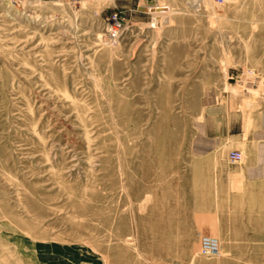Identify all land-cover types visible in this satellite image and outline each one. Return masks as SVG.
<instances>
[{
  "label": "rangeland",
  "instance_id": "1",
  "mask_svg": "<svg viewBox=\"0 0 264 264\" xmlns=\"http://www.w3.org/2000/svg\"><path fill=\"white\" fill-rule=\"evenodd\" d=\"M150 2L0 0V264H264V0Z\"/></svg>",
  "mask_w": 264,
  "mask_h": 264
},
{
  "label": "built area",
  "instance_id": "2",
  "mask_svg": "<svg viewBox=\"0 0 264 264\" xmlns=\"http://www.w3.org/2000/svg\"><path fill=\"white\" fill-rule=\"evenodd\" d=\"M217 4H226L228 0H213ZM129 21L123 15V12L116 11L112 13L107 19L106 33L113 39H119L123 36L128 27ZM233 161H239L242 159L241 153L234 151L231 153ZM201 251L204 255L215 256L220 253L219 240L213 236H206L201 239Z\"/></svg>",
  "mask_w": 264,
  "mask_h": 264
},
{
  "label": "crops",
  "instance_id": "3",
  "mask_svg": "<svg viewBox=\"0 0 264 264\" xmlns=\"http://www.w3.org/2000/svg\"><path fill=\"white\" fill-rule=\"evenodd\" d=\"M119 1V4H118V6H123V5H126V4H130L131 2H134V1H136V3L138 2V7L140 6H147V7H151V5H152V3L150 2V0H149V2H148V0H118ZM151 4V5H150ZM156 6H157V4H156ZM124 7V6H123Z\"/></svg>",
  "mask_w": 264,
  "mask_h": 264
},
{
  "label": "bare ground",
  "instance_id": "4",
  "mask_svg": "<svg viewBox=\"0 0 264 264\" xmlns=\"http://www.w3.org/2000/svg\"><path fill=\"white\" fill-rule=\"evenodd\" d=\"M146 9H148V11H150L151 13H153V12L155 13L156 10H157V8H155L154 6H153V7H148V8L145 7V10H146ZM146 11H147V10H146ZM159 15H160V14H159ZM153 16H154L153 18L155 19L156 16H155V15H153ZM160 16H161V15H160Z\"/></svg>",
  "mask_w": 264,
  "mask_h": 264
},
{
  "label": "water",
  "instance_id": "5",
  "mask_svg": "<svg viewBox=\"0 0 264 264\" xmlns=\"http://www.w3.org/2000/svg\"><path fill=\"white\" fill-rule=\"evenodd\" d=\"M143 7H140V9H142Z\"/></svg>",
  "mask_w": 264,
  "mask_h": 264
}]
</instances>
